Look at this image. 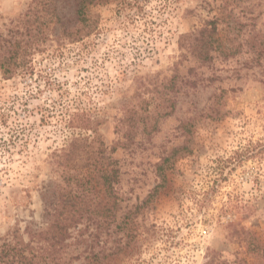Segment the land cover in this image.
<instances>
[{
	"label": "rangeland",
	"instance_id": "obj_1",
	"mask_svg": "<svg viewBox=\"0 0 264 264\" xmlns=\"http://www.w3.org/2000/svg\"><path fill=\"white\" fill-rule=\"evenodd\" d=\"M215 17L226 54L183 57L180 36ZM0 38L16 56L0 69V243L49 220L58 154L95 134L87 121L112 146L149 116L156 130L114 153L117 220L75 231L64 264H203L211 249L263 264L235 230L264 235V0H0Z\"/></svg>",
	"mask_w": 264,
	"mask_h": 264
},
{
	"label": "trees",
	"instance_id": "obj_2",
	"mask_svg": "<svg viewBox=\"0 0 264 264\" xmlns=\"http://www.w3.org/2000/svg\"><path fill=\"white\" fill-rule=\"evenodd\" d=\"M81 11L82 6L78 14H81ZM228 23L231 28V23ZM219 25L220 18L215 17L195 31L181 35L178 43L179 47L185 50L182 56L186 57L189 54L197 61L207 64L215 59L217 52L226 54L225 50L229 49L228 40L221 34ZM82 33L81 30L75 31V36L79 39ZM90 33L87 31L83 34ZM1 40L0 38V49L3 47ZM12 43L13 46H19L20 41L15 40ZM13 57H16L14 53L8 56L0 54V69L5 75L13 71L10 66ZM173 78H177V73ZM145 118L151 119L149 116ZM146 119H129L124 134L125 140L118 141L112 146L106 145L102 140L97 133V127H92L91 123L95 122L87 121L84 128L94 131L95 134L72 138L69 147L58 154V164L64 171L63 185L59 186L49 220L42 227L27 226L24 230L26 238L24 235L14 234L13 239H4L0 243V264H64L68 250L74 243L72 239L75 231L80 234V243L86 241L84 234L92 225L98 224L102 231L104 226L107 228L114 223L118 218L119 203L116 185L120 181V168L114 153L119 147L132 145L141 126L144 133L149 134L156 130L157 123L148 125ZM186 149L187 146L175 147L161 157L157 169L163 183L166 180L165 172L172 169L177 159L184 155L181 151L188 152ZM157 190L158 187L154 191L157 193ZM150 195L149 197H152V194ZM118 225L122 227L119 223ZM235 234L239 237L240 243H245L251 251L260 255L264 264V235L245 227L235 230ZM203 264H242V261L230 262L223 258L221 252L211 249Z\"/></svg>",
	"mask_w": 264,
	"mask_h": 264
}]
</instances>
